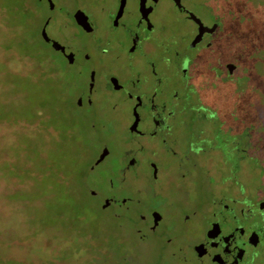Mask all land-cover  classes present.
Returning a JSON list of instances; mask_svg holds the SVG:
<instances>
[{
    "label": "flooded vegetation",
    "instance_id": "obj_1",
    "mask_svg": "<svg viewBox=\"0 0 264 264\" xmlns=\"http://www.w3.org/2000/svg\"><path fill=\"white\" fill-rule=\"evenodd\" d=\"M35 1L48 13L43 28L53 23L59 30H76L75 37H91V51L71 49L58 41L64 52L54 50L67 65L74 66L78 60L86 70L87 81L81 88L78 74H61L74 90L70 105L83 110L95 107L102 115L107 105L119 111L118 98L130 104L129 122L123 124L126 135L121 138L125 147L114 172L119 178L109 184L111 191L130 194L104 197L101 203L102 210L113 203L118 206L116 219L131 214L128 203L143 208L133 213L132 238L121 239L128 246L123 253L136 257L154 253L173 258V264H264L263 163L254 170L259 188L251 187L252 155L264 160V143L259 142L261 138L256 139L259 144L252 141L239 122V130L231 132L235 127L229 128V117L220 103L226 96L210 86L214 76L223 84L232 83L234 71L224 76L211 68V74L198 70L199 59L210 65L219 63L218 44L225 31L230 34L225 19L229 9L213 14L210 24L200 21L208 31L191 47L198 25L185 0H124L118 19L122 0ZM31 2L24 9L33 11ZM162 7H173L194 26L186 43L193 54L186 50L172 53L161 41ZM78 12L86 20L77 18ZM57 13L70 24L56 22L53 16ZM70 54L72 63L67 59ZM226 61L225 68L231 64ZM105 94L120 96L107 102ZM195 107L201 112L190 114ZM104 149L107 155L96 164ZM109 154L103 146L91 170ZM150 200L154 207L147 206ZM106 201L109 204L103 208ZM131 242L133 246L128 245ZM150 242L155 249L146 248Z\"/></svg>",
    "mask_w": 264,
    "mask_h": 264
},
{
    "label": "rangeland",
    "instance_id": "obj_2",
    "mask_svg": "<svg viewBox=\"0 0 264 264\" xmlns=\"http://www.w3.org/2000/svg\"><path fill=\"white\" fill-rule=\"evenodd\" d=\"M31 1L33 11L23 7L29 0H0V264H173V258L154 253L142 257L123 253L128 246L121 239L132 238V216L143 211L140 205L128 203L131 214H121L118 219L114 217L119 213L116 204L101 208L104 197L130 194L109 188L110 182L116 184L119 178L114 172L125 147L121 138L126 135L123 124L130 118L129 102H123L119 94H105L107 102L121 101L118 112L109 105L102 115L95 107L72 109L62 116L67 125H56L63 133L71 132L58 138L55 121L49 116L61 117V106L65 108L74 96L73 89L67 97L62 95L58 84L61 70L78 74L79 87L86 84V70L78 60L74 66L67 65L42 40L48 13L42 4ZM185 3L192 15L206 24L213 22V14L229 9L225 19L230 34L225 31L218 44L219 63L210 65L199 59L198 70L211 74V68L226 76L225 61L235 65L232 83L223 84L214 76L210 86L226 96L220 103L226 119L229 117V128L235 127L231 132L239 130V122L252 141L261 138L259 142L264 143V0ZM161 9L159 14L165 16L161 41L172 53L186 50L191 54L186 43L194 26L173 7ZM53 19L70 24L58 13ZM52 24L45 28L51 40L91 51L90 36L75 37L76 30H59ZM50 62L57 68L55 73ZM200 112L195 107L189 113ZM103 146L110 154L91 170ZM262 163L264 160L253 153L252 190L259 188L254 170ZM154 204L150 200L147 206ZM146 248L156 246L150 242Z\"/></svg>",
    "mask_w": 264,
    "mask_h": 264
},
{
    "label": "water",
    "instance_id": "obj_3",
    "mask_svg": "<svg viewBox=\"0 0 264 264\" xmlns=\"http://www.w3.org/2000/svg\"><path fill=\"white\" fill-rule=\"evenodd\" d=\"M142 6V5H141ZM123 7H124V0L121 1V5H120V8H119V11L117 13V16H116V19H118L120 17V15L122 14V11H123ZM77 18L78 17H81L83 18L84 20H86V17L83 15V13L81 12H78L76 15H75ZM191 19H193L196 24L198 25V32H197V35L196 37L194 38V40L192 41L191 43V47L195 46L197 43H199L201 41V38L203 36V34L205 32L208 31L207 27L203 26V24L200 22L199 19H197L195 16H193L192 14L190 15ZM41 38L42 40L45 42V43H50L51 42V47L53 50L55 51H61V52H64V48L57 42L55 41H51L50 38L47 36L46 34V31H45V28L42 29L41 31ZM67 59L69 60V63H72V55H67ZM226 69L228 71L229 74H232V72L234 71L235 69V66L233 64H228L226 66ZM135 125V124H134ZM134 125H133V128H134ZM107 155V150L104 149L103 152L101 153V155L99 156V159L97 160L96 164H98L99 162H101L103 160V158ZM109 204L108 201L105 202L104 207H106L107 205ZM264 207V203L261 204V208Z\"/></svg>",
    "mask_w": 264,
    "mask_h": 264
},
{
    "label": "trees",
    "instance_id": "obj_4",
    "mask_svg": "<svg viewBox=\"0 0 264 264\" xmlns=\"http://www.w3.org/2000/svg\"><path fill=\"white\" fill-rule=\"evenodd\" d=\"M45 63L46 62H49L47 59H45V61H44ZM51 63V62H50ZM52 64V63H51ZM53 65V64H52ZM56 67L53 65V69H51V70H53V72L55 73L56 72ZM62 73L61 74H63V73H66V74H68V72H67V70H65L64 68H62ZM66 78L65 77H63L62 75H61V79H59L58 80V84L60 85V87H59V89H60V91H61V93H62V95L63 96H65V97H67L68 96V93H69V89H73L72 87H70L69 86V84H68V81L66 82V80H65ZM66 82V83H65ZM72 98V97H71ZM72 109H76L75 107H73V106H71L70 105V103L65 107V108H63V106H61V113H62V115H61V117L57 114L56 116H49L50 118H51V121L53 120V121H55V127H56V129H57V132H58V138L59 139H62L63 138V135H62V133L63 132H61L60 130H59V128L56 126V125H63V126H66L65 124H64V121H62L63 119H62V116H65V115H67L69 112H71L72 111ZM77 110V109H76ZM43 115H46L45 113H43ZM59 130V131H58ZM71 129H67V131H64V136H66L68 133H70L71 131H70ZM60 134H61V136H60Z\"/></svg>",
    "mask_w": 264,
    "mask_h": 264
}]
</instances>
